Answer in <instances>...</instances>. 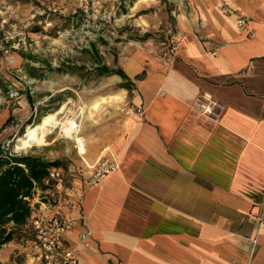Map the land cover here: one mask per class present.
I'll use <instances>...</instances> for the list:
<instances>
[{
	"label": "crops",
	"instance_id": "0c3cea01",
	"mask_svg": "<svg viewBox=\"0 0 264 264\" xmlns=\"http://www.w3.org/2000/svg\"><path fill=\"white\" fill-rule=\"evenodd\" d=\"M186 1L168 58L138 47L123 63L130 90L119 94L131 93L133 114L84 146L57 200L38 185L28 199L33 216L73 220L65 238L79 264H264V0ZM17 106L28 116L21 96ZM14 112L5 92L1 147L23 126ZM105 155L117 167L86 185ZM23 232L1 246L0 264H36Z\"/></svg>",
	"mask_w": 264,
	"mask_h": 264
},
{
	"label": "rangeland",
	"instance_id": "374dc122",
	"mask_svg": "<svg viewBox=\"0 0 264 264\" xmlns=\"http://www.w3.org/2000/svg\"><path fill=\"white\" fill-rule=\"evenodd\" d=\"M181 9L189 11L186 0H0V97L7 92L17 113L10 122L24 120L1 148L9 155L51 152L61 161L63 180L72 178L84 154L59 122L70 121L85 147L98 143L100 133H113L122 113L133 114L131 93L120 95L123 77L98 68L123 69L138 47L168 58ZM20 96L29 110L26 117L18 111ZM41 123L46 124L41 141L18 148L27 128Z\"/></svg>",
	"mask_w": 264,
	"mask_h": 264
},
{
	"label": "trees",
	"instance_id": "16d2710c",
	"mask_svg": "<svg viewBox=\"0 0 264 264\" xmlns=\"http://www.w3.org/2000/svg\"><path fill=\"white\" fill-rule=\"evenodd\" d=\"M146 33L142 40H146ZM102 74H117L126 79L120 87L129 89L128 77L122 69H110L106 65L98 68ZM59 159L47 160L33 154L9 155L0 146V248L13 238H24L23 229L32 230L31 207L28 199L38 185L46 189L43 179L52 168H59Z\"/></svg>",
	"mask_w": 264,
	"mask_h": 264
},
{
	"label": "built area",
	"instance_id": "2783aa9c",
	"mask_svg": "<svg viewBox=\"0 0 264 264\" xmlns=\"http://www.w3.org/2000/svg\"><path fill=\"white\" fill-rule=\"evenodd\" d=\"M245 20L241 17L237 25L242 27ZM213 103L206 100L202 106L205 113H211ZM117 167L113 158L102 157L94 166L91 175L85 180L86 185H93L101 182L106 176ZM61 169L52 168L43 179L46 185V192L54 200H57L58 181L61 178ZM57 198V199H56ZM32 226V249L33 260L36 264H79V250L75 244L66 242V235L73 227V220L67 217L53 215L50 217L33 216ZM89 232L84 231L79 235V240L84 244L88 243ZM24 240V238H21ZM20 240V241H21Z\"/></svg>",
	"mask_w": 264,
	"mask_h": 264
},
{
	"label": "bare ground",
	"instance_id": "6f19581e",
	"mask_svg": "<svg viewBox=\"0 0 264 264\" xmlns=\"http://www.w3.org/2000/svg\"><path fill=\"white\" fill-rule=\"evenodd\" d=\"M59 124L61 125V128L68 136L73 137L78 142L79 150L80 152H83L84 142H83V138L79 136V134H77L78 133L77 128L74 126L72 127L70 121L66 123L59 122ZM45 128H46V124H41L37 127H31V126L28 127L27 130L23 133V135L18 138L17 140L18 142L16 146L19 148L30 145L33 142L39 143L44 135Z\"/></svg>",
	"mask_w": 264,
	"mask_h": 264
}]
</instances>
